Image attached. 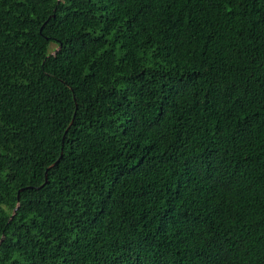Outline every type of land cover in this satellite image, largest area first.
<instances>
[{
    "label": "trees",
    "instance_id": "1",
    "mask_svg": "<svg viewBox=\"0 0 264 264\" xmlns=\"http://www.w3.org/2000/svg\"><path fill=\"white\" fill-rule=\"evenodd\" d=\"M0 264H264V0H0Z\"/></svg>",
    "mask_w": 264,
    "mask_h": 264
}]
</instances>
